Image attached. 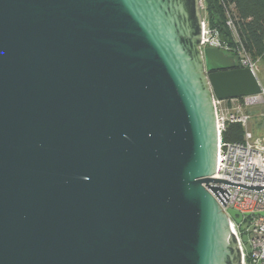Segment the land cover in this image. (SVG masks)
Returning a JSON list of instances; mask_svg holds the SVG:
<instances>
[{
  "label": "water",
  "instance_id": "95a60500",
  "mask_svg": "<svg viewBox=\"0 0 264 264\" xmlns=\"http://www.w3.org/2000/svg\"><path fill=\"white\" fill-rule=\"evenodd\" d=\"M200 0H0V264H243L211 184L213 97L258 95L201 51Z\"/></svg>",
  "mask_w": 264,
  "mask_h": 264
},
{
  "label": "built area",
  "instance_id": "2783aa9c",
  "mask_svg": "<svg viewBox=\"0 0 264 264\" xmlns=\"http://www.w3.org/2000/svg\"><path fill=\"white\" fill-rule=\"evenodd\" d=\"M200 10L203 3L200 0ZM233 6H224L225 26L237 44L238 34L232 18ZM202 42L201 51L205 48H216L224 53L236 56L240 68L250 70L260 86L258 95L240 97L225 101L213 97L215 125L217 133V152L215 172L210 178L226 180L242 185L264 187V137H254L247 126L252 119L250 110L264 106V76L258 78L259 63L245 52L242 46H236L234 51L222 47L218 35L210 30L206 19L202 16ZM228 51V52H227ZM240 125L243 129L241 141L225 142L223 135L229 125ZM226 189L229 192L228 200L223 208L224 212L232 210L241 215L240 222L228 216L229 224L235 234L239 245L243 264H264V189L256 192L242 188L223 185L222 182L211 184ZM247 228L240 229L242 223ZM249 235V253H246L241 241V235Z\"/></svg>",
  "mask_w": 264,
  "mask_h": 264
},
{
  "label": "trees",
  "instance_id": "16d2710c",
  "mask_svg": "<svg viewBox=\"0 0 264 264\" xmlns=\"http://www.w3.org/2000/svg\"><path fill=\"white\" fill-rule=\"evenodd\" d=\"M202 3L203 17L209 29L217 33L221 46L234 51L240 45L252 60H258L264 66V0H202ZM224 6H233L231 14L238 34L237 44L225 26ZM225 54L237 59L231 53ZM236 62L239 67L237 60ZM242 136L243 129L240 125H229L223 140L239 142Z\"/></svg>",
  "mask_w": 264,
  "mask_h": 264
},
{
  "label": "rangeland",
  "instance_id": "374dc122",
  "mask_svg": "<svg viewBox=\"0 0 264 264\" xmlns=\"http://www.w3.org/2000/svg\"><path fill=\"white\" fill-rule=\"evenodd\" d=\"M203 16V11L201 12ZM258 78L260 80L263 79L264 76V66L259 64ZM252 112V119L249 121L247 129L252 133L254 137H264V106H259L258 108H254L250 110ZM247 223L244 222L240 225L241 230H245L247 227ZM241 241L243 243V247L246 253H249V235L243 233L241 235Z\"/></svg>",
  "mask_w": 264,
  "mask_h": 264
}]
</instances>
